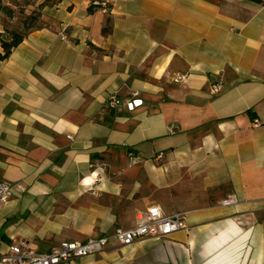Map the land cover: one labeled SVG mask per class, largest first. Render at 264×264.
Returning <instances> with one entry per match:
<instances>
[{
  "label": "crops",
  "instance_id": "0c3cea01",
  "mask_svg": "<svg viewBox=\"0 0 264 264\" xmlns=\"http://www.w3.org/2000/svg\"><path fill=\"white\" fill-rule=\"evenodd\" d=\"M39 22L0 62V182L25 189L0 204V255L156 205L188 230L75 264H264V0H52Z\"/></svg>",
  "mask_w": 264,
  "mask_h": 264
},
{
  "label": "built area",
  "instance_id": "2783aa9c",
  "mask_svg": "<svg viewBox=\"0 0 264 264\" xmlns=\"http://www.w3.org/2000/svg\"><path fill=\"white\" fill-rule=\"evenodd\" d=\"M96 5H100L102 11L108 13V7L105 3L97 2ZM186 78L185 74L178 75L174 78V82L181 83ZM222 89L221 82H215L211 85L213 94H218ZM108 103L113 108L117 107L119 104L117 94L111 95ZM141 104V100H133L128 103V106L133 109ZM260 125V121L254 122L256 127ZM24 190L20 184L0 182V204L7 203ZM238 203V195L231 193L220 204L223 207H232ZM185 230H188L187 213L165 214L161 207L154 205L145 210L137 211L131 228L119 227L112 234L103 237L92 238L83 242L65 240L47 252L38 251L27 242L13 244L5 254L0 255V264H75L78 258L99 254L112 243L126 247L147 240L160 241L167 239L174 233Z\"/></svg>",
  "mask_w": 264,
  "mask_h": 264
},
{
  "label": "trees",
  "instance_id": "16d2710c",
  "mask_svg": "<svg viewBox=\"0 0 264 264\" xmlns=\"http://www.w3.org/2000/svg\"><path fill=\"white\" fill-rule=\"evenodd\" d=\"M12 0H0V14L3 13L2 11L4 10V14L12 15L13 7H10L9 2ZM17 2V0H15ZM52 0H46L44 3L40 5V8L38 10H34L31 15H37V11L39 12L43 7L49 6ZM60 1V0H55V2ZM251 2H260V0H248ZM9 5V6H8ZM18 5V4H17ZM90 12H93V8H90ZM28 17H32V16ZM39 15V14H38ZM36 20V18H33ZM26 21H24L22 24L26 26ZM29 25V24H27ZM32 30L29 28L28 31ZM108 28L106 27L104 29L105 32H107ZM28 31L24 34H19L17 32H10L7 29L4 30V32H0V46H1V51H0V62H3L7 60L10 55L12 54L13 50L18 47L23 40L25 39Z\"/></svg>",
  "mask_w": 264,
  "mask_h": 264
},
{
  "label": "rangeland",
  "instance_id": "374dc122",
  "mask_svg": "<svg viewBox=\"0 0 264 264\" xmlns=\"http://www.w3.org/2000/svg\"><path fill=\"white\" fill-rule=\"evenodd\" d=\"M2 12L3 13L0 14V19H2L1 21L3 24L0 23V31L4 32V30L7 29L10 32L24 34L29 30V28L35 29L42 26L39 22L38 11L36 13L37 15H31L32 17H27V15L24 14V11L19 8L13 9V11H11L12 15L4 14V10ZM33 18H36V20ZM24 21L27 22L26 26L22 24Z\"/></svg>",
  "mask_w": 264,
  "mask_h": 264
}]
</instances>
